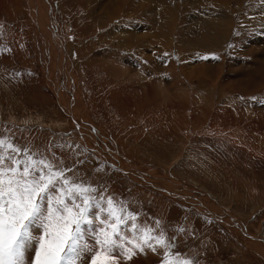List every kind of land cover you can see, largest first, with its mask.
I'll return each mask as SVG.
<instances>
[{
  "label": "rangeland",
  "instance_id": "rangeland-1",
  "mask_svg": "<svg viewBox=\"0 0 264 264\" xmlns=\"http://www.w3.org/2000/svg\"><path fill=\"white\" fill-rule=\"evenodd\" d=\"M8 1L9 2L7 3H10V5H8L10 8L9 13L7 14V12H0V26H2L0 27V137H10L14 143L22 147H28L34 152L42 153L48 155L49 157H51V154L54 152L58 158L63 160L64 166L68 168H74L79 173L81 179L91 182L99 187L107 188L109 195H113L117 199L127 202L129 210L140 214L138 223H147L148 225L154 227L155 220H160L167 236L170 238L175 236V251L186 254L188 258L193 260L194 264H263L262 262H264V260L260 259L261 257L258 259V255L256 253L254 254L252 249L247 246L243 249L242 243L240 241L241 237L239 235H235L234 230H232L230 225L226 224L223 219H219L218 217H215V215L207 213L206 211L198 210L195 207H192L190 203L185 202L180 198L176 200L169 196L165 197V199H167L169 202H171V199L172 201L176 202V204L178 203V208H173L169 203V210L173 211L171 214L170 211H165V209L161 207L162 204L159 201L151 200L148 197L150 195L149 193L145 195L142 190H140L139 193H134V191H136L135 188L137 183L135 181H131L127 177V167L126 173L119 174L117 173L119 172V168L113 165H108V163L104 164L106 161L103 160L104 158L100 157V159L99 156L101 151L107 148V145L111 144V138L107 135V132L103 130L101 132L107 135V139L104 140V138L96 137V129L94 128L92 131L89 130L91 128L90 124L85 119H82V117H80L75 110L70 111L68 106L71 104L70 99L73 95L76 98V102L78 103L81 101L78 100V98H84L85 94L90 95L89 98H92L91 95L95 94L94 107L96 108V113L99 114H97V117L94 120V125L109 127L111 121L107 123V121H104L105 119L103 120V117H106L108 112L104 111V114L100 113L102 112L100 108V106H102L101 104H106L104 105L106 108H108L107 104H109V99L106 98L107 96L104 97V91H108L109 88L108 81L106 79H114L119 81L120 76L124 75V66H120L115 63L107 64V74L106 70H103L104 67H101L100 63L98 62L100 65L99 69H102L103 76H107V78L104 79L106 82L104 86L97 84V82L95 84L96 78L92 79L91 76H89L88 79L91 81L93 86L91 84L89 85L83 83L86 85L83 87L82 84L79 86L78 83H73L72 85L70 82L66 83L67 85L64 86L62 79L59 80L54 86L50 87V81L52 79L55 81L60 75L58 73L54 76L56 66H50L51 70L49 69L47 73L43 69V55H46L44 57L46 59L48 58V60L51 58V55L58 58L57 55H55V52L47 50L50 46L49 44L45 43V41H53V34L51 31H49L51 35L50 33H47L48 30L46 33H41V31L35 25H32L33 22L29 21L24 24L23 21L27 19V15L25 14L26 11L23 9L24 6L19 4L17 0ZM146 1L149 5H151V3L157 2L163 4L165 3L166 6L171 5V9L173 8L174 10V19L183 27L186 26L184 29L185 32L194 30L193 32L196 34V31L199 32L204 27H201L197 20H200L201 18L205 20L206 18H204L203 15L207 14H203L199 7L195 8V4H199L200 2L204 3L202 0ZM225 1L226 0H224V2ZM262 2L264 3V0H229V5L226 7L223 6L221 8L222 11L217 10L218 7H215L216 9L214 11L216 16L221 19V23L216 24V32L221 38L224 39V43H222L220 46L217 45V49L212 50V53L209 51V54L204 53V55H202L199 52L189 51V55L187 54L183 56V53H178L175 48L164 49L163 45L166 44L168 40L163 39L158 34L155 36L156 28L155 26L152 28V24L150 23H148V27L144 28V31L147 32V36H142L140 33H138L135 37L136 40H134L138 41L140 36L145 37L144 39H146V41L148 40L145 51L142 49L134 50L140 54L145 52V62L147 59H157L158 54V58H160L161 61V65L159 66L162 68V70H160L161 74L163 75L162 77L166 79L169 78V81H172L173 78H171L169 75L171 70L173 71L174 69L180 74L181 80L180 82H175L176 87L186 88L189 84H192L190 88L193 91L195 90V94L196 92L198 94L199 90L205 87V85L199 84L198 78L201 77L205 79L207 85H210L211 88L224 87L225 106H229V108H231L230 105L239 107L238 110L243 111L244 114L242 113V115L245 119L250 117L251 114L254 115V113L256 119H262L264 118V5ZM57 4L58 3L56 2V5ZM209 4L210 7H212L211 5L214 3L209 1ZM58 10L60 11L61 15L59 17L57 16V19L59 18L63 23V34L65 26L64 23L67 22L63 21L64 17L62 10L60 8H58ZM258 11L259 14L257 13ZM39 17L41 16H38L37 18ZM81 18H79V20L69 19V21L65 19L69 23H67L69 25L67 32L74 33V37H71L69 34H65L64 32L62 41L66 43V47H69L72 43L74 44V40L76 39L75 32H78L74 26L77 23H81ZM198 28H200V30ZM12 29L20 30L22 38L25 41L26 51L29 53L28 55H26V53L21 54L15 49V41L13 37L8 35V33L12 32ZM177 35L178 34H176L175 37H177ZM242 41L245 42L240 43ZM99 45L100 44L94 45L96 49L91 51L88 55H86V57H72V55H70L73 61L71 70L73 72L75 71L74 73L78 79L79 76H82V73H84V71L79 68L80 65L89 58H93L96 55V52H101L99 57L102 56V59L100 61H104L107 57L109 60L113 57L116 59L119 58L118 54H113L111 49L107 48V46L104 47L103 45H100L99 47ZM158 47H162L161 53H157L156 50ZM122 52L124 53L123 56L125 55V58L127 56L134 55V53L128 49H124ZM104 53L106 54L104 55ZM184 58L186 59L184 60ZM48 63L50 64V62ZM95 63L97 64V62ZM61 64L62 66L65 65L64 63ZM149 64H151V62H148V65ZM182 69L184 70L182 71ZM85 73L89 74V71ZM186 74L194 79L193 82H189V79L184 76ZM184 79L185 81L182 83ZM79 82L82 83L81 81ZM167 86H172V84L168 83ZM120 89L121 87H118V91L113 89L109 90L108 92V97L116 104L120 98L118 97L119 92L121 91ZM157 89V93H161L159 97L160 99L157 98V101L160 102L148 107L154 108L156 110H154V112L150 115L149 109L144 108L143 110L141 108L139 111L144 113L143 120L145 122L148 121V123H151V125H154L155 127H159L157 123L161 118V114L165 115L164 125L166 126V123H171L173 121L175 108H168L166 106L168 100H164V98L167 97V93H165L166 95L163 94V89H161L160 86H158ZM54 92L56 93L54 94ZM98 93H100V96ZM140 93H145V89L137 92V94L142 95ZM130 94L133 95L132 93ZM103 98L106 102L103 101ZM195 98L199 99L197 95ZM240 107L243 110H241ZM248 107H251L250 110ZM160 110L162 113H159L161 112ZM169 110L174 112H170ZM129 113H131V110L130 112H127V114ZM234 116H236V114ZM237 116H239V113ZM153 117H156L154 121L151 120ZM89 121L91 122V120ZM82 124L85 126H82ZM131 127L133 128V126H130L126 129V131H131ZM85 129H88L90 132L87 133L84 131ZM142 133L145 134V132ZM261 133L264 134V131ZM83 136H85L86 139ZM95 137L100 141V143H98L97 140H94ZM113 139L114 140L112 141H115L114 137ZM132 139H134V133L133 135L131 134V137H129L130 142L128 138L125 139L126 141L128 140L127 143L129 148L134 147V140ZM120 141L121 140H119V143H116V141L114 143V145L118 148H122ZM216 144L218 143H215L213 146H207L209 147L207 150L214 152L213 154H209L210 156L206 154V158L210 157V159L208 158L209 162L211 163L210 165L208 162L209 166L212 169L213 167L217 166V170L222 169L223 171L224 168H226V171H224L223 174L224 176L228 177V180H225V182L230 184V181L233 180L232 182L236 187L231 191H227L224 187H221L222 189H217L222 193V197H226L229 204L235 202L242 204V197L246 194L248 195V192H250V194L252 192L251 195L254 193L253 196H259V198L264 201V179L259 181V179L252 175L255 174L257 176L263 177V172L257 168V165H252L253 163H251L248 158L247 159L249 161L245 160V165H239V168L243 169L242 173L237 170L235 172L232 166H230L232 168L231 170V168L226 164L221 165V160L223 159H218L220 154L217 151ZM219 146L224 145L219 144ZM84 149H86V151H84ZM193 150L195 151L194 154H199V149ZM121 151H125L127 155L129 154V152L123 148ZM227 151V154L231 152V156L234 154L235 157L240 158V154L233 151L232 149L224 147V152ZM227 154L224 155L225 158L230 157ZM212 158L219 164L216 163L214 166L211 161ZM80 161H83V163H80ZM131 161L135 165L137 164L139 166L140 170L138 169L137 171H134V174L136 177H138V179H141L142 182L139 180L140 185L143 184V178L145 177V174L156 176L159 171L157 167L160 164L157 162L150 163V161H133V159ZM190 164L193 167L196 166V163ZM152 166H155L156 168ZM262 166L264 167V160L262 161ZM97 169L102 170L97 171ZM154 171L157 172L155 173ZM203 179L205 178L203 177ZM206 180L210 181L208 179ZM256 181L258 182V185ZM215 184H219L221 186L220 183L211 182V186H214ZM255 187L258 188L257 191ZM229 197L231 198L229 199ZM211 208H214L212 212L215 213L217 206L214 204L212 207H210V210ZM249 209L251 210V208ZM192 213L194 215L191 219V223L189 224V219ZM246 214L247 212L245 210V218L247 217ZM221 217L224 218V214L221 213ZM239 217L241 219L243 218L240 215ZM245 218L242 220H246L248 222V227H245L246 230L249 229L248 231L251 230L258 237H260L259 233H264V230L259 232V228L257 227L255 221L248 217L247 219ZM193 221L194 223H192ZM179 227H183L185 231H173V229ZM34 232L35 234L39 235L38 229L34 230ZM158 252L159 254H154L150 251H147L146 254H141L137 260H129L126 262L122 261L121 264H161L163 250L160 249ZM34 255L35 244H33V246L29 248L28 252L26 253V264H31V260ZM89 257L90 254L86 253L79 264H89Z\"/></svg>",
  "mask_w": 264,
  "mask_h": 264
},
{
  "label": "bare ground",
  "instance_id": "bare-ground-1",
  "mask_svg": "<svg viewBox=\"0 0 264 264\" xmlns=\"http://www.w3.org/2000/svg\"><path fill=\"white\" fill-rule=\"evenodd\" d=\"M202 1L204 3L196 1L199 4H195V8L199 7L200 11L207 15H203V17L206 18L205 20L201 17H199L201 18L200 20H197L201 27H204L202 30L198 28L200 31H196L197 33L195 34L193 32L194 30L184 31L186 26L183 27L176 22L174 19L173 8L171 9V5L166 6L165 3L157 2L149 5L146 0H17L19 4L24 6L23 9L26 11L25 14L27 15V19L23 21L24 24L29 21L33 22L32 25H35L41 33H46L48 30L47 33H50L49 31H51L53 34V41H45V43L50 46L47 50L55 52V55H57L58 58L51 55V58L48 60V58L46 59L44 57L46 55H43V69L47 73L49 69L51 70L50 66H56L54 76L58 73L60 75L55 81L53 79L50 81V87L54 86L62 79L64 86L67 85L66 83L70 82L72 85L73 83H78L79 86L82 84V86L85 87L86 85L84 84H91V81L88 79L89 76H91L92 79L96 78L95 84L97 82V84L104 86L106 84L104 79H106L107 76H103L102 69H99L100 65L101 67H104L103 70H106V73L108 71L107 64L115 63L124 66V75L120 76L119 81L106 79L109 88L108 91H104V97L107 96L106 98L109 99V104H107L108 108L104 106L106 104H101L102 106H100V108L102 112L100 113L104 114V111L108 112V115H106V117L104 116L103 120L105 119L104 121H107V123L111 121L110 126L108 125L109 127L94 125V120L96 119L97 114H99L96 113V108L94 107L95 94L91 95L93 99L89 98L90 95L85 94L84 98H78V100H81L78 103L73 95L70 99L71 104L68 106L70 111L75 110L82 119H85L90 124L91 128L89 130L92 131L94 128L96 129V137L104 138L105 140L108 135L111 138V144L107 145V148L104 147L105 149L101 151L99 156V158H104L103 160L106 161L104 164L108 163V165H113L119 168V172H117L119 174L126 173L127 167V177L131 181L137 183L135 188L136 191H134V193H139L140 190H142L145 195L149 193L150 195L148 197L151 200L159 201L162 204V206H160L165 209V211H170L171 214L173 211L169 210L170 204L173 208H178V203L176 204V202L171 199V202L165 199V197L169 196L176 200L180 198L185 202L190 203L192 207H195L198 210L206 211L207 213L215 215V217H218L219 219H223L224 222L229 224L230 228L234 230L235 235L241 237V239H239L242 243L243 249L246 248V246L249 247L254 251V254L256 253L258 255V259L261 257L260 259L264 260V233H259L260 237H258L251 230H246L245 227H248V222L242 220L245 218L244 215L246 210L247 217L255 221L259 228V232L264 230V201L260 199L259 196H253L254 193L251 195L252 192L250 194V192L247 191L250 195L246 194L242 197V204L239 202L229 204L226 197H222V193L217 189H222L221 187H224L227 191H231L236 188L235 184L232 182L233 180H229L230 184L225 182V180H228V177L223 174L224 171H226V168H224V171L222 169L217 170V166L212 169L209 166L210 162L208 158L210 159V157L207 156L208 158H206V154L209 155L214 153L207 150L209 149L207 146H213L215 143H218L216 144V148L220 156L217 158L223 159L221 160V165L226 164L228 167L232 166L235 172L237 170L242 173L243 169L239 168V165H245V160H250V162L253 163L252 165H257V168L263 172L264 177V167L262 166V161L264 160V134L261 133L264 131V118L258 120L254 116V113V115L251 114L250 117L245 119L242 115L243 111L238 110L239 107L230 105L231 108H229V106H225L224 87L216 86L217 88H211L210 85H207L205 79L201 77L198 78L199 84H203L205 87L199 90L198 94L197 92L195 94V90L193 91L190 88L192 84H189L186 88L176 87L175 82H180L181 80L180 74L177 73L175 69L173 71L171 70L169 76H171L173 80L169 81V78H167V80L162 77L163 75L160 71L162 68L159 66L161 65V61L160 58H158V54L157 59H147L146 63L145 52H142V50L145 51L147 47L148 40L146 41V39H144L145 37L142 36H147V32L144 31V28L148 27V23L152 24V28L155 26V36L158 34L163 39L168 40V42L163 45L164 49L175 48L178 53H183V56L187 55L189 51L199 52L202 55L209 51L212 53V50L217 49V45H222L224 39L216 32V24H220L221 19L216 16L214 10L218 7L217 10L222 11L221 8L223 6L226 7L229 5V0H226L225 2L224 0ZM209 1L214 3L211 5L212 7H210ZM7 2L9 1L0 0L1 13H9L10 8L8 5H10V3ZM56 2L58 3L57 5ZM175 7L177 8L176 5ZM58 8L63 12L64 22L68 23L69 19L79 20V18L82 17L80 20L81 23H77L74 26L78 32H75L76 39L74 40V44L72 43L73 45L71 44L69 47H66V43L62 41L64 32L71 37H74V33H68L67 29L69 23H64V32L62 34L63 23L59 18L57 19V16L59 17L61 15ZM257 13L259 14V11ZM38 16L41 17L37 18ZM138 33L142 36L138 38V41H134L136 40L135 37ZM176 34H178L177 37H175ZM8 35L13 37L15 41L14 46L17 52L21 54L26 53V55L29 54L26 51L25 41L22 38L20 30L12 29V32L8 33ZM243 42L245 41L240 43ZM97 44L103 45L104 47L107 46V48L111 49L113 54H118L119 58L116 59L113 57L109 60L107 57V60L100 61L102 59V56L99 57L101 52H96V55L94 56L95 58H89L87 61L82 62L79 68L83 70L84 73H82V76H79L78 79L74 73L75 71L73 72L71 70L73 61L70 55H72V57H86V55L96 49L94 45ZM124 49L132 51L134 55L125 58V55L123 56L124 53L122 52ZM134 49H142V54L138 52V55ZM156 51L157 53H161L162 47H158ZM105 54L106 53H104V55ZM186 58H184V60ZM48 62H50V64ZM95 62H97V64ZM148 62H151V64L148 65ZM61 63H64L65 65L62 66ZM183 70L184 69H182V71ZM88 71L89 74L85 73ZM184 76L189 79V82H193L194 79L187 74ZM184 81L185 79L182 83ZM168 83H171L172 86L168 87ZM158 86L163 89V94L167 93V97L164 98V100H168V102L167 105H165L168 108H175V115L173 116V121L171 123H166L165 126V115L161 114V118L157 123L159 127H155L154 125L152 126L151 123H148V121L145 122L143 120L144 113H141L139 110L141 108L143 110L144 108L149 109V115L156 110L148 107L160 102L157 101V98H159L161 94L157 93ZM118 87H121V91L119 90L118 97L120 98L116 104L114 101L110 100L108 92L113 89L118 91ZM143 89H145V93H140L142 95L137 94V92L142 91ZM55 93L56 92H54V94ZM99 94L100 93H98V95ZM196 95L199 99L195 98ZM103 101H105L104 98ZM130 110L131 113L127 114ZM170 112L174 111L171 110ZM159 113H162V111ZM238 113L239 116H237ZM235 114L236 116H234ZM155 118L153 117L151 120L154 121ZM89 120H91V122ZM82 126L85 125L82 124ZM130 126H133V128L131 127L132 130L126 131ZM89 130L85 129L84 131L88 133L90 132ZM102 130L106 131L107 135L101 132ZM142 132H145V134ZM133 133L134 139L132 140H134V147L129 148L127 141ZM83 137L86 139L85 136ZM96 137L94 140H97ZM113 137L115 138L116 143H119V140H121L122 148L129 152L128 155L125 151H121L122 148H118L114 145L115 141H112L114 140ZM127 138L128 140L126 141L125 139ZM97 142L100 143L99 140H97ZM219 144L224 146H219ZM224 147L232 149L240 154V158L235 157L234 154L231 156V152H229V154H227L228 151L224 152ZM192 148L199 149V154H194L195 151ZM225 154L230 157L225 158ZM132 159L133 161H150V163L157 162L160 164L157 167L159 171L156 176L145 174L143 184L140 185L139 180L141 181V179H138L134 174V171H137L139 166L137 164L136 166L131 161ZM211 161L214 166L216 163L219 164L213 158ZM190 163H196V166L193 167ZM252 175L259 179V181L264 179L255 174ZM203 177L205 179H203ZM206 179L211 182L220 183L221 186L219 184L211 186V182ZM255 189L257 191L258 188L255 187ZM230 198L231 197H229V199ZM214 204L217 206L215 213L212 212L214 208H211L210 210V207ZM249 208H251V210ZM193 213L190 216L189 224L194 215ZM221 213L224 214V218L221 217ZM237 213L243 218L241 219ZM247 217L245 219H247ZM192 223H194V221ZM139 256L140 255L133 257L132 260H137ZM262 263L264 264V262Z\"/></svg>",
  "mask_w": 264,
  "mask_h": 264
},
{
  "label": "snow or ice",
  "instance_id": "snow-or-ice-1",
  "mask_svg": "<svg viewBox=\"0 0 264 264\" xmlns=\"http://www.w3.org/2000/svg\"><path fill=\"white\" fill-rule=\"evenodd\" d=\"M139 217L54 152L49 157L0 137V264H26L33 244L31 264H79L86 253L89 264H121L160 249L161 264H194L175 251V236L160 220L153 227Z\"/></svg>",
  "mask_w": 264,
  "mask_h": 264
}]
</instances>
